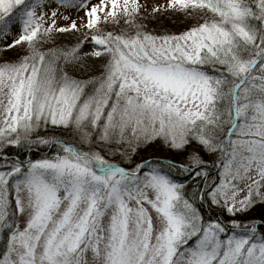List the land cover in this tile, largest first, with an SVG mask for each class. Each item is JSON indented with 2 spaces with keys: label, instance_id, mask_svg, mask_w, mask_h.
<instances>
[{
  "label": "snow or ice",
  "instance_id": "snow-or-ice-1",
  "mask_svg": "<svg viewBox=\"0 0 264 264\" xmlns=\"http://www.w3.org/2000/svg\"><path fill=\"white\" fill-rule=\"evenodd\" d=\"M0 264H264V0H0Z\"/></svg>",
  "mask_w": 264,
  "mask_h": 264
},
{
  "label": "trees",
  "instance_id": "trees-1",
  "mask_svg": "<svg viewBox=\"0 0 264 264\" xmlns=\"http://www.w3.org/2000/svg\"><path fill=\"white\" fill-rule=\"evenodd\" d=\"M181 23H182V21H176V22H175V24H176L177 26H178L179 24H181ZM167 26L172 27V26H173L172 22H169V24H168ZM100 67H101V66H100L99 64H96V65H95V69H96V70H99ZM90 74H95V71H93V72L90 73ZM40 151L43 152L44 149H41ZM149 151H151V149H149ZM13 152H16V150H15V149H9V153H10V154L13 153ZM17 154H18V153H17ZM205 159H208V157L205 156Z\"/></svg>",
  "mask_w": 264,
  "mask_h": 264
},
{
  "label": "rangeland",
  "instance_id": "rangeland-1",
  "mask_svg": "<svg viewBox=\"0 0 264 264\" xmlns=\"http://www.w3.org/2000/svg\"><path fill=\"white\" fill-rule=\"evenodd\" d=\"M89 2L90 3H94V2H96V0H89ZM83 14V9H80L79 11H73L72 12V15H74V16H79V15H82ZM41 134H43V133H41Z\"/></svg>",
  "mask_w": 264,
  "mask_h": 264
}]
</instances>
